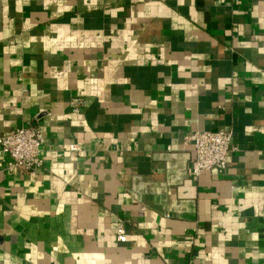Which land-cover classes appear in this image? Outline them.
<instances>
[{
	"label": "crops",
	"instance_id": "crops-1",
	"mask_svg": "<svg viewBox=\"0 0 264 264\" xmlns=\"http://www.w3.org/2000/svg\"><path fill=\"white\" fill-rule=\"evenodd\" d=\"M19 126L44 165L0 164V264H264V0H0ZM206 131L238 152L191 178Z\"/></svg>",
	"mask_w": 264,
	"mask_h": 264
},
{
	"label": "built area",
	"instance_id": "built-area-1",
	"mask_svg": "<svg viewBox=\"0 0 264 264\" xmlns=\"http://www.w3.org/2000/svg\"><path fill=\"white\" fill-rule=\"evenodd\" d=\"M69 106L72 114H79L86 107V102L81 98H74ZM42 143L43 137L37 127L19 126L0 137L2 172L14 176L18 172L32 174L42 169ZM185 143L192 147L189 167L191 178H198L203 173L212 171L225 176L228 156L238 152V148L232 144L231 133L225 131L193 132L185 137ZM69 150L76 152L78 147L71 145ZM118 239L124 240L122 235Z\"/></svg>",
	"mask_w": 264,
	"mask_h": 264
}]
</instances>
